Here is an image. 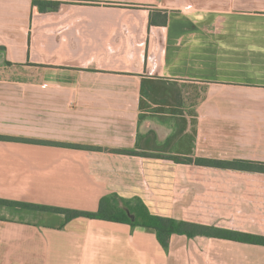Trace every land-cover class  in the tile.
<instances>
[{
	"label": "crops",
	"instance_id": "crops-1",
	"mask_svg": "<svg viewBox=\"0 0 264 264\" xmlns=\"http://www.w3.org/2000/svg\"><path fill=\"white\" fill-rule=\"evenodd\" d=\"M0 136V201L264 236V173L175 161L264 162V0H0ZM199 239L0 204V264H264Z\"/></svg>",
	"mask_w": 264,
	"mask_h": 264
},
{
	"label": "trees",
	"instance_id": "trees-1",
	"mask_svg": "<svg viewBox=\"0 0 264 264\" xmlns=\"http://www.w3.org/2000/svg\"><path fill=\"white\" fill-rule=\"evenodd\" d=\"M40 6L41 11L46 12L48 6L52 9H56L59 3H43L36 2ZM4 137L0 136V139ZM176 162H183L186 164H196L211 166L216 168H233L239 170H246L249 172L264 173V162L257 163L252 161H217L205 158H187L184 161L175 159ZM118 202L126 203L128 212L120 210L117 207ZM133 202H135L133 204ZM0 204H6L11 206H19L35 210H50L56 213L64 214L66 221L77 218L99 219L104 221H110L115 223H123L132 227H141L154 230L157 235L159 243L163 247H168L172 236H185L189 239L198 237L208 239L227 240L232 242L250 244L255 246L264 247V236L248 234L215 226H206L188 221H179L171 217H162L154 214L149 205L142 199L137 198L134 200H124L117 195L104 197L101 199L99 210L96 213L85 212L79 210H66L61 208H47L36 205L24 204V203H12L7 201H0ZM133 216L134 218H131Z\"/></svg>",
	"mask_w": 264,
	"mask_h": 264
},
{
	"label": "rangeland",
	"instance_id": "rangeland-1",
	"mask_svg": "<svg viewBox=\"0 0 264 264\" xmlns=\"http://www.w3.org/2000/svg\"><path fill=\"white\" fill-rule=\"evenodd\" d=\"M134 203L135 202H133V204ZM116 205H117V207L120 210H123L125 212H128V208L126 206V203H124V202H118ZM189 242H191V243H193V242H197V243H207V244H211V243L212 244H215V243H217V244H225V242L213 241V240H208V239H206V240L205 239L192 240V241H189ZM258 251H260V250H258L257 248H250L247 253L249 254V257L251 259H253V258H258ZM214 254L218 255L221 258H225L227 256V251H226L225 248H220V250L218 252L214 253ZM231 254L234 255V256H236V255L241 254V253H238L236 251H233V252H230V256H231Z\"/></svg>",
	"mask_w": 264,
	"mask_h": 264
},
{
	"label": "built area",
	"instance_id": "built-area-1",
	"mask_svg": "<svg viewBox=\"0 0 264 264\" xmlns=\"http://www.w3.org/2000/svg\"><path fill=\"white\" fill-rule=\"evenodd\" d=\"M185 11H186V12H192V11H193V7H192V6H187V7L185 8Z\"/></svg>",
	"mask_w": 264,
	"mask_h": 264
}]
</instances>
